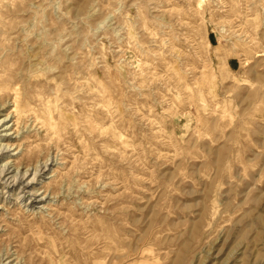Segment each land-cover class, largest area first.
I'll return each mask as SVG.
<instances>
[{"label":"rangeland","instance_id":"1","mask_svg":"<svg viewBox=\"0 0 264 264\" xmlns=\"http://www.w3.org/2000/svg\"><path fill=\"white\" fill-rule=\"evenodd\" d=\"M0 264H264V0H0Z\"/></svg>","mask_w":264,"mask_h":264},{"label":"bare ground","instance_id":"2","mask_svg":"<svg viewBox=\"0 0 264 264\" xmlns=\"http://www.w3.org/2000/svg\"><path fill=\"white\" fill-rule=\"evenodd\" d=\"M30 63V62H29ZM33 67V66H32ZM28 72V71H27ZM2 74V73H1ZM25 74V73H24ZM30 82V81H29ZM27 83V82H26ZM13 89V88H12ZM14 90H16V89H14ZM26 97V96H25ZM18 98V97H17ZM21 103V102H20ZM47 105V104H46ZM15 106V105H14ZM24 107V106H23ZM47 107V106H46ZM13 108V107H12ZM19 109V108H18ZM28 110V109H27ZM48 114V113H47ZM26 116H27V114H26ZM29 119V118H28ZM52 121V120H51ZM23 124V123H22ZM68 124V123H67ZM46 130V129H45ZM48 134V133H47Z\"/></svg>","mask_w":264,"mask_h":264},{"label":"crops","instance_id":"3","mask_svg":"<svg viewBox=\"0 0 264 264\" xmlns=\"http://www.w3.org/2000/svg\"><path fill=\"white\" fill-rule=\"evenodd\" d=\"M231 61H235V60H230V62H231Z\"/></svg>","mask_w":264,"mask_h":264}]
</instances>
